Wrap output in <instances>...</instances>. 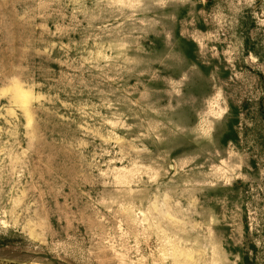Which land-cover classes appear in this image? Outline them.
Segmentation results:
<instances>
[{
	"label": "rangeland",
	"instance_id": "rangeland-1",
	"mask_svg": "<svg viewBox=\"0 0 264 264\" xmlns=\"http://www.w3.org/2000/svg\"><path fill=\"white\" fill-rule=\"evenodd\" d=\"M0 264H264V0H0Z\"/></svg>",
	"mask_w": 264,
	"mask_h": 264
}]
</instances>
